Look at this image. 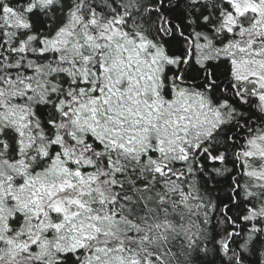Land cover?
Instances as JSON below:
<instances>
[{
  "label": "snow or ice",
  "instance_id": "6c2138e0",
  "mask_svg": "<svg viewBox=\"0 0 264 264\" xmlns=\"http://www.w3.org/2000/svg\"><path fill=\"white\" fill-rule=\"evenodd\" d=\"M0 264H264V0H0Z\"/></svg>",
  "mask_w": 264,
  "mask_h": 264
}]
</instances>
